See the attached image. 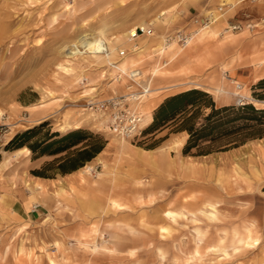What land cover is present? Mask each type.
Masks as SVG:
<instances>
[{
    "label": "rangeland",
    "instance_id": "1",
    "mask_svg": "<svg viewBox=\"0 0 264 264\" xmlns=\"http://www.w3.org/2000/svg\"><path fill=\"white\" fill-rule=\"evenodd\" d=\"M263 2L0 0V122L8 125L0 138V264H264V178L257 179L251 167L264 165V134L236 146L232 137L205 141L200 144L208 153L197 155L198 148H192L184 154L186 131H174V122L153 129L144 115L141 134L125 141L103 119L92 118L84 101L89 95L108 96L117 85L111 76L118 72L100 56L62 54L76 37L101 27L100 38L124 41L134 26L151 24L157 36L147 40L151 48L157 38L178 28L193 31L191 18L210 9L217 20L199 33L213 30L214 36H200L182 51L183 46L172 44L162 53L149 51L142 61L136 54L125 60L154 75L156 90L143 112L155 107L151 119L166 97L190 88L207 92L216 106H224L219 101L235 98L234 81L241 84L244 103L264 108V100L254 97L263 91L254 87L264 77L259 78L264 38L240 46L249 36L264 34V25L250 31L227 29L245 20L259 23L264 10L256 6ZM228 35L233 39L226 40ZM159 60L170 63L155 73L152 67ZM186 63L193 65L192 71L184 70ZM234 64L243 66L237 76ZM210 66L218 67L210 73L212 68L205 70ZM253 67L260 72L254 75ZM166 77L174 83L155 86ZM91 78L98 88L82 97ZM115 89L121 92L123 86ZM31 128L37 130L29 142L80 128L105 144L83 166L60 174L45 166L68 151L33 157L27 144L9 147L16 133ZM176 139L181 144L174 149ZM42 169L52 176L45 185L32 173ZM208 205L217 211L212 213ZM247 230L249 245L256 238L257 247L244 243Z\"/></svg>",
    "mask_w": 264,
    "mask_h": 264
},
{
    "label": "trees",
    "instance_id": "2",
    "mask_svg": "<svg viewBox=\"0 0 264 264\" xmlns=\"http://www.w3.org/2000/svg\"><path fill=\"white\" fill-rule=\"evenodd\" d=\"M254 88L263 90L255 92L254 97L264 100V77L258 80ZM151 119L149 125L153 129L174 122V131L184 130L188 133L183 147L184 154L189 153L192 148H198L197 155L208 153L209 150L202 148L200 144L205 141L214 142L224 137H232L230 142L236 146L264 134V108L255 107L251 103L216 106L209 94L198 88H190L166 97L155 109ZM36 130L31 128L16 133L9 141V147L19 148L27 144L33 157L68 151L45 166V169L54 166L53 169L60 174L83 166L105 144L103 140L88 135L80 128L63 135L52 132L29 142L36 135ZM32 173L39 177H52L43 169L33 170Z\"/></svg>",
    "mask_w": 264,
    "mask_h": 264
},
{
    "label": "bare ground",
    "instance_id": "3",
    "mask_svg": "<svg viewBox=\"0 0 264 264\" xmlns=\"http://www.w3.org/2000/svg\"><path fill=\"white\" fill-rule=\"evenodd\" d=\"M241 1V0H240ZM226 3V2H225ZM229 5H231L230 3L231 2H227ZM233 5V4H232ZM216 16V15H215ZM214 16V20L211 21L212 22H215L217 20V18H215ZM264 22V21H263ZM141 24V23H140ZM258 24H261L260 23H257V26ZM264 25V24H263ZM196 27V26H195ZM208 26H197V28H199L197 31H195L196 29H194L193 31H191V34L188 38V40L186 41V45L187 46L188 44H190V42L194 39H196L198 36L202 35L203 33L206 32V35L208 36H214L215 34V31H204V32H201L199 33L201 30L207 28ZM133 30V29H132ZM131 31V30H130ZM195 33V34H193ZM104 34V29L101 27V28H98V30H94L93 32H89V33H83L81 34L80 36L76 37L75 39V45H70V46H66L63 48L62 50V54L67 57V58H74V59H82V58H85L83 57L82 54H88V55H93V56H100L101 58L105 59L106 60V65L110 66V68H114V70H116L118 73L112 77L111 76V80L110 81H115L117 85L113 86V87H110L111 89H113L114 87H118L121 89V87L123 86L124 88V84L127 82V78H125L124 75H131V71H134V70H138V73L140 72V76L142 79H144L146 81V84L148 86V91L147 93H145L144 97H142V100L140 101V103L138 104L139 107H140V110L141 112L143 111V104L151 97L152 93L155 92V89L153 88V81H151V79L153 78L152 76L154 75H148V74H143V70H140L138 67L136 66H129V65H126L127 63L125 62V60H128V58L131 56V55H134L136 54V57L138 56L141 57V61L142 59H146L147 56L150 54V52H152L154 55L157 51L161 52L164 51L166 48H169L172 46V44H178L176 42V40H174L173 38H171L169 41H166L165 37L167 35H164L162 38H157L158 39V43L153 45L151 48L148 46L147 44V40L150 39V38H153V37H157V36H145V35H142V36H139L136 40H131L129 38V32L126 36V40L124 41H121V40H117L115 36H112L108 39L106 38H100L101 35L103 36ZM172 34V33H170ZM193 34V36H192ZM170 36V35H169ZM192 36V37H191ZM204 35H202L203 37ZM233 36L234 35H228L226 37V40L228 39H233ZM201 37V38H202ZM202 40V39H201ZM119 47H123L127 50L125 56L123 57H118L117 55V51H118V48ZM148 48H150L148 50ZM184 47H180V49H182ZM150 51V52H149ZM151 53V54H152ZM198 56V55H196ZM145 57V58H144ZM155 57V56H154ZM192 57V56H191ZM198 57L200 58H204L203 55H199ZM196 58V57H195ZM96 59V58H95ZM161 59V58H160ZM66 60V59H64ZM138 60V59H137ZM86 61V60H85ZM70 61H67L66 63L68 64H71ZM102 62V61H101ZM191 62V61H190ZM74 62H72L73 64ZM94 63V62H93ZM100 63V62H99ZM103 63V62H102ZM62 64V63H61ZM160 64V65H159ZM162 64V65H161ZM166 63H162L160 62V60L158 61V64L156 65V67H152L153 68V71L156 73L157 71H159V69H161ZM135 65V63H134ZM99 66H102V65H99ZM72 69V68H70ZM64 72L68 71V68L64 66L63 68ZM187 70L191 71L190 68H187ZM153 73V72H152ZM111 74V73H110ZM154 74V73H153ZM152 77V78H151ZM87 80V78H82V80ZM109 80H107L105 82V84L109 83L110 82ZM96 81H94L92 78L90 79V83L86 85V90L84 92L83 95H81L82 97H86L88 96L87 94L88 93H93L98 87H96ZM193 82V81H191ZM105 90V89H104ZM214 90V89H213ZM219 90V89H218ZM211 93V92H210ZM86 94V95H85ZM213 94V93H212ZM93 95H89L88 97V100L94 98L92 97ZM84 113V112H83ZM91 117L92 118H95L97 119L98 121H100L102 123V119L98 117L97 114H94L93 112H91ZM144 113V112H143ZM146 114V113H144ZM105 121V119H103ZM151 121L150 117H147V123H149ZM105 123V122H104ZM145 123V121L143 122V124ZM106 125V124H105ZM74 127H78L77 124L74 123ZM106 128L107 125H106ZM105 128V129H106ZM119 138L127 141V138H124V137H121V136H118ZM181 144V140H174L172 142V148H177L179 145ZM21 150H24V149H20L19 151ZM256 151V150H255ZM139 152V151H138ZM263 157V156H262ZM263 161V160H262ZM254 165V164H253ZM87 167V166H86ZM252 167V173L254 174V176L257 177V179H263L264 178V172L261 171L262 169H264V165L260 168H258V166L255 164L254 166H251ZM83 169V168H82ZM91 169L88 167V170ZM27 187L29 189H33L34 185L32 186L30 183L27 184ZM35 188V187H34ZM208 208L210 209V211L212 213H215L217 211V209L215 208V206L213 205H208ZM211 214V213H210ZM166 215L167 217H170L172 220H174V213L172 211H167L166 212ZM194 216V215H193ZM253 225V224H252ZM249 229V228H248ZM246 230V229H245ZM246 241L244 243H246V245H249L248 241L250 239V230H247L246 232ZM240 240V239H238ZM241 242V241H240ZM251 243L252 245H249L251 248H254V247H257L258 244H259V241L258 239H253L251 240ZM250 243V244H251ZM241 244V243H240ZM219 248V247H218ZM213 249V248H212ZM231 249V248H230Z\"/></svg>",
    "mask_w": 264,
    "mask_h": 264
},
{
    "label": "built area",
    "instance_id": "4",
    "mask_svg": "<svg viewBox=\"0 0 264 264\" xmlns=\"http://www.w3.org/2000/svg\"><path fill=\"white\" fill-rule=\"evenodd\" d=\"M251 3L258 2L260 0H247ZM217 10L223 12V5H219ZM193 26H206L214 20L213 12L208 9L203 14H197L191 18ZM264 14L259 18V23L264 24ZM247 28L249 31L257 28V23L251 22V20H245L238 23L228 24L227 29L232 31L241 30ZM192 29L178 28L172 34H167L166 41L171 38L176 40L179 46H185ZM155 33L154 27L151 24L144 26L136 25L134 29L129 31V38L136 40L139 36H152ZM170 35V36H169ZM127 50L125 48H118V57L125 56ZM127 78V82L124 84L123 91L117 92L116 87L110 89V94L104 98H95L85 101V109L97 114L99 118L105 119L109 131L117 136H121L127 139H133L141 134L142 124L144 121V113L141 112L139 103L147 93L148 86L146 81L141 78L138 70L131 71V75H124ZM233 89L235 91L236 104L244 103V96L241 95V84L239 82H232ZM101 90V89H100ZM103 91V90H101ZM237 92V93H236ZM6 125L0 122V138L6 130ZM4 131V133H3Z\"/></svg>",
    "mask_w": 264,
    "mask_h": 264
},
{
    "label": "crops",
    "instance_id": "5",
    "mask_svg": "<svg viewBox=\"0 0 264 264\" xmlns=\"http://www.w3.org/2000/svg\"><path fill=\"white\" fill-rule=\"evenodd\" d=\"M257 8H258V11H262V10H264V2L263 3H261V4H258L257 6H256ZM202 35H205L206 36V32L205 33H203ZM202 35H200V36H202ZM200 36H198V37H200ZM197 37V38H198ZM264 38V34H261V35H253V36H249L248 37V39H245L244 41H243V43H241L240 44V46L241 47H243L244 48V46L247 44V42H250L249 44H254V43H258L259 42V40L261 39V38ZM251 38V39H250ZM182 51L183 50V48L182 49H179V51ZM251 51V50H250ZM249 51V52H250ZM224 53H228V54H230V51L229 50H227V51H224ZM228 54H227V56H226V59H225V61L229 58L228 57ZM200 54H198V56H199ZM201 56V55H200ZM176 57V56H175ZM164 58L165 59H167V56H164ZM199 58V57H198ZM220 58V54H219V52H216V59L217 60H220L219 59ZM163 63H166L167 65L170 63V62H166V60H163ZM189 63H192V64H194L193 63V61H191V62H189ZM189 63H186V64H184V66H183V68H184V70H186L187 68H190L191 69V71L193 70V65H191V64H189ZM165 64V65H166ZM164 65V66H165ZM253 64H249L248 66H252ZM214 67H216V66H210V67H207V68H205V70L206 69H208V68H212V71H210V73L211 72H214L215 70H216V68L218 67H216V68H214ZM239 67H243V66H236L235 64H234V66H233V70H234V74L237 76L238 75V73H237V71H238V69H239ZM162 69V68H161ZM160 70V69H159ZM253 72L252 73H254V75L255 74H258L259 72H260V70L258 69V70H256V69H254V67H253V70H252ZM203 72V71H202ZM179 77H176V78H178V79H183V78H185V75H178ZM264 76V71L259 75V78L260 77H263ZM174 78H171V77H166V78H163V79H161L160 80V82L157 84V85H155V86H158V85H161V83L163 84L162 86H165V85H169V84H172V83H174ZM176 80V79H175ZM165 82V83H164ZM152 85H153V83H152ZM154 89L156 88V87H153ZM156 90V89H155ZM154 98V97H153ZM152 98V99H153ZM160 101H158L157 102V104L159 103ZM219 103L220 104H222V105H227V104H231V103H236V101H235V98L234 97H228V98H225L223 101H219ZM153 108V107H152ZM151 108V109H152ZM155 108V107H154ZM153 108V109H154ZM151 109L150 110H146V114H145V120H147V117H150V111H151ZM152 109V110H153ZM152 112V111H151ZM35 178L34 179H38V181H41V183L42 184H44L45 185V183L46 182H44V181H49L50 180V178H45V177H39V176H34ZM37 177V178H36ZM16 204V202H14L13 203V205H15Z\"/></svg>",
    "mask_w": 264,
    "mask_h": 264
}]
</instances>
